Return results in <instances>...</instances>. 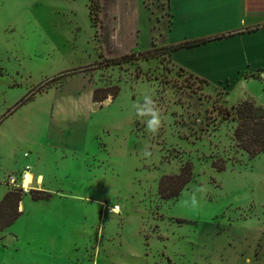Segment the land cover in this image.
Instances as JSON below:
<instances>
[{"label":"rangeland","instance_id":"1","mask_svg":"<svg viewBox=\"0 0 264 264\" xmlns=\"http://www.w3.org/2000/svg\"><path fill=\"white\" fill-rule=\"evenodd\" d=\"M88 4L0 0V192L15 159L46 195L21 193L0 264H264V151L250 159L219 111L264 107V76L202 63L208 81L183 69L197 63L186 52L115 64L161 46L167 0H99L96 23ZM186 163L189 183L162 198L160 178Z\"/></svg>","mask_w":264,"mask_h":264},{"label":"crops","instance_id":"2","mask_svg":"<svg viewBox=\"0 0 264 264\" xmlns=\"http://www.w3.org/2000/svg\"><path fill=\"white\" fill-rule=\"evenodd\" d=\"M166 10L167 13L161 16L165 38L160 47L210 39L201 45L172 52L171 58L178 52H183L182 55L186 52L189 59L197 60L195 65L189 61L186 68H181L206 80L205 74L198 70V65L202 63L215 71L259 73L264 76V0H167ZM204 58H207L205 63L202 61ZM194 66H197L195 70ZM90 98L92 100V92ZM54 138L47 135L45 143L52 147ZM23 139V136H18L14 142L23 143ZM30 143L35 145L33 140ZM13 153L9 151V154ZM19 166L18 160L14 159L7 166L6 177H14L25 191L37 189L41 183L40 174L27 170L22 180L21 174L25 168ZM26 179L29 183L25 186ZM3 188L0 199L9 190L7 186ZM18 206L22 209L20 214L23 213V198ZM254 256L257 257V253Z\"/></svg>","mask_w":264,"mask_h":264},{"label":"trees","instance_id":"3","mask_svg":"<svg viewBox=\"0 0 264 264\" xmlns=\"http://www.w3.org/2000/svg\"><path fill=\"white\" fill-rule=\"evenodd\" d=\"M88 14L93 23L98 22V14L100 9L99 0H88ZM210 39H197L192 41H184L178 44L169 46L157 47L153 44L152 48L144 52L124 54L117 58L111 59V62L115 64H121L123 62H130L137 59L147 60L160 55H167L171 58L172 52L193 46H198L206 43ZM74 74V73H72ZM69 75L68 73L56 76L44 84L56 82L59 79ZM244 79H247L245 75H242ZM203 82L205 80L200 79ZM119 92L117 86H111L104 89H94L92 93V102L101 103L108 97L114 98ZM227 91L225 92V94ZM27 97L25 100H28ZM226 116H231L232 120L237 122L235 129L233 130V138L237 142V146L248 154L251 159L264 151V107L255 106L253 101L243 100L235 105H232L230 109H219ZM216 171H223V166H217L214 163L211 164ZM192 178L191 166L186 163L180 169L177 175H163L158 183V191L162 198L169 199L179 195L181 190L186 187ZM9 190L3 195L0 200V231L10 226L16 218L20 215L17 211V206L21 201V193H25L20 187L6 185ZM31 197L34 200L44 198L40 191L30 190Z\"/></svg>","mask_w":264,"mask_h":264},{"label":"clouds","instance_id":"4","mask_svg":"<svg viewBox=\"0 0 264 264\" xmlns=\"http://www.w3.org/2000/svg\"><path fill=\"white\" fill-rule=\"evenodd\" d=\"M145 99L150 101L149 98H147V97ZM138 111L141 114H143L141 109H138ZM148 111L152 112L151 109H149ZM152 117H153L152 120H150L148 122V130L153 132V133H155L158 130V126H159L160 121H159V118H158V116H157V114L155 112H152ZM191 203H192L193 206H195L197 204L195 196L192 197Z\"/></svg>","mask_w":264,"mask_h":264},{"label":"built area","instance_id":"5","mask_svg":"<svg viewBox=\"0 0 264 264\" xmlns=\"http://www.w3.org/2000/svg\"><path fill=\"white\" fill-rule=\"evenodd\" d=\"M27 170H28V167H25L23 173L21 174V179L22 180L24 179L25 173H26ZM6 185H12V186L20 187L23 191H25L21 187L20 182H18L14 177H8L7 182H6ZM111 210L114 211V209H111ZM116 210H118L117 207H116Z\"/></svg>","mask_w":264,"mask_h":264},{"label":"bare ground","instance_id":"6","mask_svg":"<svg viewBox=\"0 0 264 264\" xmlns=\"http://www.w3.org/2000/svg\"><path fill=\"white\" fill-rule=\"evenodd\" d=\"M27 173H28V171L25 173V177H26V175H27ZM25 177H24V179H25ZM28 181V179H26L25 181H24V185L26 186V185H28L27 182ZM114 211H117V210H114Z\"/></svg>","mask_w":264,"mask_h":264}]
</instances>
